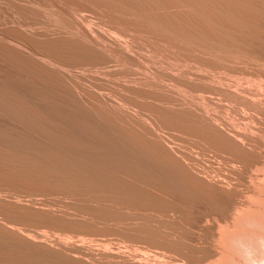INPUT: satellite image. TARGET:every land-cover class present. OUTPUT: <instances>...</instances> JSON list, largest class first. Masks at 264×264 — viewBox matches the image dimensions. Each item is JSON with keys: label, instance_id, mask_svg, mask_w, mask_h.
Returning <instances> with one entry per match:
<instances>
[{"label": "bare ground", "instance_id": "bare-ground-1", "mask_svg": "<svg viewBox=\"0 0 264 264\" xmlns=\"http://www.w3.org/2000/svg\"><path fill=\"white\" fill-rule=\"evenodd\" d=\"M0 264H264V0H0Z\"/></svg>", "mask_w": 264, "mask_h": 264}, {"label": "rangeland", "instance_id": "rangeland-1", "mask_svg": "<svg viewBox=\"0 0 264 264\" xmlns=\"http://www.w3.org/2000/svg\"><path fill=\"white\" fill-rule=\"evenodd\" d=\"M229 117H230V118H229V120L231 119V120H230V122H231L232 120L234 121V119H233V117H232V116H229ZM233 121H232V122H233Z\"/></svg>", "mask_w": 264, "mask_h": 264}]
</instances>
